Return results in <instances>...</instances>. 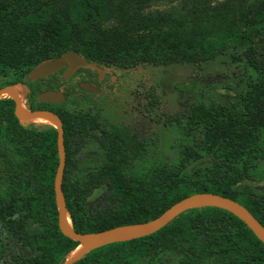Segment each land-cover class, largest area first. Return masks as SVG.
<instances>
[{
    "label": "trees",
    "instance_id": "16d2710c",
    "mask_svg": "<svg viewBox=\"0 0 264 264\" xmlns=\"http://www.w3.org/2000/svg\"><path fill=\"white\" fill-rule=\"evenodd\" d=\"M67 53L90 66L33 80ZM243 69L225 102L186 105L173 119L189 139L179 157L147 170L153 143L140 123L110 120L80 83L113 87L100 70L206 64ZM27 91L28 109L64 127L63 192L73 228L98 233L152 221L181 200L212 193L245 206L264 226V0H0V89ZM59 92L63 103L39 100ZM0 99V264H66L80 246L59 227L58 131L20 121ZM91 144L96 150L88 152ZM102 193L94 198L96 192ZM72 264H264V243L232 213L190 209L157 233L86 252Z\"/></svg>",
    "mask_w": 264,
    "mask_h": 264
},
{
    "label": "rangeland",
    "instance_id": "374dc122",
    "mask_svg": "<svg viewBox=\"0 0 264 264\" xmlns=\"http://www.w3.org/2000/svg\"><path fill=\"white\" fill-rule=\"evenodd\" d=\"M242 69L243 66L232 64L229 57H221L205 65L200 79L196 78V68L190 64L104 70L103 76L112 78L113 87L103 94L100 92L96 101L110 120L125 124L138 122L149 132L153 147L146 161L139 164L140 170H147L156 163L176 160L183 147L189 145L183 129L169 119L183 112L182 101L186 105L227 101L229 96L235 95L228 85L237 81L235 74ZM37 125L48 126L39 122ZM96 148V144H91L88 152ZM260 176L262 181L256 184L264 185V164ZM101 193L96 192L94 198Z\"/></svg>",
    "mask_w": 264,
    "mask_h": 264
},
{
    "label": "water",
    "instance_id": "95a60500",
    "mask_svg": "<svg viewBox=\"0 0 264 264\" xmlns=\"http://www.w3.org/2000/svg\"><path fill=\"white\" fill-rule=\"evenodd\" d=\"M86 66H90V64L79 54L67 53L54 60L39 65L31 71L30 77L33 80H37L46 78L63 69H66L65 77L66 79H70L79 69ZM100 71L103 76V70ZM79 88L85 92L96 94L101 91L98 87L88 83L79 84ZM26 96L27 91L22 90L15 85H10L0 89V99L3 97H9L14 100L16 104L15 114L20 121L29 124L31 122H35V119L37 118H43L50 121L51 126L55 127L58 131V151L60 163L55 180V192L59 213V227L64 235L78 242L80 246L85 248V252L81 256H79L76 260L70 261L73 255L72 254L66 264L74 263L88 251L114 243L131 241L153 235L166 227L182 213L193 208L204 206L220 208L232 213L241 219L253 231L256 237L264 243V226L245 206L233 199L212 193H199L187 197L173 205L158 218L149 222L98 233L76 232L71 222L70 212L67 208L66 198L62 188L66 167L65 132L63 122L61 118L52 111H33L28 109L25 105ZM39 100L47 103H63L65 101V97L59 92H45L39 96Z\"/></svg>",
    "mask_w": 264,
    "mask_h": 264
},
{
    "label": "bare ground",
    "instance_id": "6f19581e",
    "mask_svg": "<svg viewBox=\"0 0 264 264\" xmlns=\"http://www.w3.org/2000/svg\"><path fill=\"white\" fill-rule=\"evenodd\" d=\"M35 122H39L41 124L51 125V122L43 119V118H37L35 119ZM85 252V248L83 246L78 247V249L73 253V257H75L73 260H76L79 256H81ZM72 260V259H71ZM72 260V261H73Z\"/></svg>",
    "mask_w": 264,
    "mask_h": 264
},
{
    "label": "flooded vegetation",
    "instance_id": "af4514ba",
    "mask_svg": "<svg viewBox=\"0 0 264 264\" xmlns=\"http://www.w3.org/2000/svg\"><path fill=\"white\" fill-rule=\"evenodd\" d=\"M104 77H106V76H102V78H104ZM110 80L112 81V78H110ZM81 84V83H80ZM101 92V91H100ZM99 94V93H98Z\"/></svg>",
    "mask_w": 264,
    "mask_h": 264
}]
</instances>
